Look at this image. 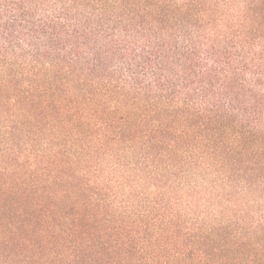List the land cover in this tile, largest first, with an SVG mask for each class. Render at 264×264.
Wrapping results in <instances>:
<instances>
[{
	"label": "trees",
	"instance_id": "obj_1",
	"mask_svg": "<svg viewBox=\"0 0 264 264\" xmlns=\"http://www.w3.org/2000/svg\"><path fill=\"white\" fill-rule=\"evenodd\" d=\"M0 264H264V0H0Z\"/></svg>",
	"mask_w": 264,
	"mask_h": 264
}]
</instances>
